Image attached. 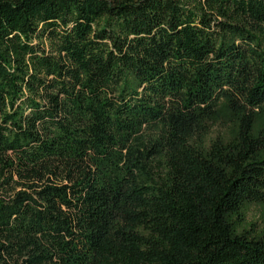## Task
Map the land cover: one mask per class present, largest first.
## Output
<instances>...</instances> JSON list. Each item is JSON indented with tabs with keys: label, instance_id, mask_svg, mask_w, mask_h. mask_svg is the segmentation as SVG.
I'll return each mask as SVG.
<instances>
[{
	"label": "trees",
	"instance_id": "trees-1",
	"mask_svg": "<svg viewBox=\"0 0 264 264\" xmlns=\"http://www.w3.org/2000/svg\"><path fill=\"white\" fill-rule=\"evenodd\" d=\"M264 0H0V264H264Z\"/></svg>",
	"mask_w": 264,
	"mask_h": 264
},
{
	"label": "rangeland",
	"instance_id": "rangeland-1",
	"mask_svg": "<svg viewBox=\"0 0 264 264\" xmlns=\"http://www.w3.org/2000/svg\"><path fill=\"white\" fill-rule=\"evenodd\" d=\"M250 220L257 221L262 227L264 226V206H253L250 213Z\"/></svg>",
	"mask_w": 264,
	"mask_h": 264
}]
</instances>
